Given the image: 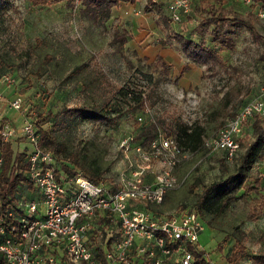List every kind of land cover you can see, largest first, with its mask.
Returning a JSON list of instances; mask_svg holds the SVG:
<instances>
[{
	"label": "rangeland",
	"instance_id": "1",
	"mask_svg": "<svg viewBox=\"0 0 264 264\" xmlns=\"http://www.w3.org/2000/svg\"><path fill=\"white\" fill-rule=\"evenodd\" d=\"M145 3L146 0L122 1L112 7L107 17L95 20L80 9L82 5L78 2L69 4L66 0H58L39 5L28 0H12L0 18V70L14 77L12 84L2 83L4 98L19 92L23 96V106L18 111L5 105L1 112H8L19 123L24 116L36 121L38 112L46 113L62 104H112L117 99L118 88L124 84L150 92L141 111L131 113L123 106L111 124L71 120L63 133L70 148L87 160L97 161L111 180L124 164L125 151L120 146L124 137L129 138L128 155L136 156L138 140L133 119L139 113L148 119L145 107L156 119L198 120L205 126L204 137L213 135L222 126L220 120L225 123L236 111L223 118L222 105L227 94L230 102L238 106L250 97L264 77V21L251 13L250 5L239 0L222 2L225 9L237 10L245 16L249 13L254 31L243 25L232 34L233 46L214 44L223 64L217 65L212 73L190 61V68L175 81L174 77L189 58L170 43H160L158 38L176 30L194 39L201 36L208 39V32H200L198 27L210 4L193 9L179 21H171L164 8L162 12L145 11ZM124 29L126 40L121 42L117 34ZM156 52L171 63L167 74L154 68ZM145 74H150L152 79H147ZM151 100H155L153 104L149 103ZM251 134L249 125H244L243 143ZM16 139L19 141L20 137ZM223 155L222 150H209L205 146L188 152L175 167L176 185L167 191L160 204H150L151 209L161 213L191 209L200 185L191 191L190 184L197 179L209 182L223 171L224 163L228 169L233 167L234 161H227ZM261 165L262 161L257 159L253 170L262 174L259 190L264 192V167ZM27 194L25 198L32 195L28 191ZM253 196H257L254 190L236 199L224 213L207 215L212 226L203 219L199 245L214 264H227L225 254L233 245L234 237L241 233L248 254L239 259L258 264L253 255L264 253V208L257 217H247ZM227 232L231 235L224 241Z\"/></svg>",
	"mask_w": 264,
	"mask_h": 264
},
{
	"label": "built area",
	"instance_id": "2",
	"mask_svg": "<svg viewBox=\"0 0 264 264\" xmlns=\"http://www.w3.org/2000/svg\"><path fill=\"white\" fill-rule=\"evenodd\" d=\"M239 1L254 4V0ZM146 2L161 5L171 21H179L202 0ZM254 6L255 14L264 21V6ZM13 81L9 72L0 74V83L10 85ZM0 101L18 111L23 106L19 92L4 98L0 89ZM148 112L145 107L148 119L142 113L137 119L155 121ZM256 113H264V77L235 113L213 135L204 137V146L222 150L225 158L232 161L240 146L238 138L244 122ZM17 134L30 146L28 174L40 195L24 203L17 231H8L0 215V254L4 264H193V254L186 243L199 244L204 220L192 209L156 213L149 207L160 204L165 192L176 185L175 167L189 152L163 126L156 123L146 144L135 143L136 156L127 153L128 137L120 141L125 160L110 181H93L81 172L58 180L52 152L39 146L34 119L24 116L20 127L9 119H0L2 140ZM2 162L0 152V169ZM98 243L99 253L95 248ZM210 264L214 263L210 260ZM227 264L248 263L238 259Z\"/></svg>",
	"mask_w": 264,
	"mask_h": 264
},
{
	"label": "trees",
	"instance_id": "3",
	"mask_svg": "<svg viewBox=\"0 0 264 264\" xmlns=\"http://www.w3.org/2000/svg\"><path fill=\"white\" fill-rule=\"evenodd\" d=\"M28 1L33 4L48 5L58 0ZM122 1L134 2L135 0H66L69 4L80 3L82 5L80 9L85 12L88 17L95 20L107 17L112 7L120 4ZM224 1L225 0H202V2L194 8V10L197 8L202 9L203 7L205 8L208 2L210 4V8H208L209 13L207 12L199 21L198 27V29L200 28V32H208V39H205L204 36L194 39L176 30L168 32L164 38H158L160 43H170L169 45L179 48L189 58L174 77L175 81H178L183 72L190 68V61L202 65L204 69L212 73L217 65L223 64V59L220 53L215 49L214 44L227 47L233 46L234 41L232 34L237 28L243 25L249 28V30L254 31L253 25L248 19L249 13L245 16L237 10H231L230 8L225 9L222 5ZM11 4L12 0H0V18H2ZM254 4L264 6V0H254ZM254 4L249 6L253 11L251 12L252 14H255ZM143 9L145 11L155 9L158 12H162L163 7L159 4H152L149 2L145 3ZM125 32L124 29L117 34L121 42L126 40ZM208 40H211L210 42L213 44H210ZM1 62L0 60V64ZM153 63L154 68L162 74H167L172 67L171 63L164 60L160 52L155 53ZM1 73L0 70V74ZM145 77L149 80L152 79L150 74H145ZM135 87V85L124 84L118 88L117 99L112 102V104L111 102L104 105H99L95 102L80 103L71 106L62 104L53 110H48L46 113H37L34 123L39 132V146L42 149L52 152L54 156L55 175L58 180L64 181L69 175H73L77 172L83 173L93 181L107 180L108 178L110 180L112 179V177L104 173L105 169L97 161L92 159L87 160L84 155L80 156L76 150L70 148L63 133L69 128L68 123L71 120L111 124L116 120L123 106L130 109L131 113L137 110L141 111L145 101L150 98L151 93L144 92V90ZM246 100L247 98L237 106V104L235 105L230 102L231 100L227 94L222 105L224 108L223 118L225 119V117L231 115L234 110H237ZM154 101L155 100H151L149 103L153 104ZM220 121L223 125V120ZM46 122L47 124L44 125ZM156 123L172 133L177 143L184 150L189 152L196 151L204 146L205 126L198 120L187 122L178 118L169 121L164 118H155V121H139L137 118H134L133 124L137 129L135 137L138 142L141 144L147 143L155 132ZM247 124L252 134L250 139L245 143H243L241 136H239V149L241 148V150H237L232 160L234 161L233 167L228 169L226 163H224L222 164L223 171L209 182H202L197 179V182H192L189 186V189L194 191L195 187L200 185V189L196 191V198L193 201L191 209L195 210L200 217L211 226L212 221L210 218L206 219L207 215L216 216L224 213L236 199L245 197L246 194L252 190L257 193V196H253L254 202L247 211V217L255 218L263 211L264 192L259 190L262 174L258 172V170H253V165L257 159L264 157V113L252 115L245 120L244 125ZM29 151L30 146L28 143L21 149H15L12 147L10 139L2 140L0 138V152L3 156L0 169V215L8 231H17L21 228V222L18 218L24 212V203L31 198H39L38 189L28 174ZM112 188H114V185H112ZM27 191L31 192L32 195L30 194L29 197L25 198L24 195H28ZM166 195L167 192H165L163 200L166 198ZM149 206L151 207L150 204ZM153 210L156 213H161L156 209ZM12 225L15 226L13 230L11 229ZM230 235L231 233L227 232L223 236V240H228ZM240 235H243V233ZM240 235L234 237L233 245L225 254L227 263L238 260L248 254V250L242 241L243 237ZM110 239L111 238L107 240V243ZM186 244L193 254V264H210L205 250L197 242L188 241ZM95 248L97 251L99 250V253L101 244H96ZM253 258L258 264H264V253L254 254ZM0 264H4L1 254ZM141 264H148V262Z\"/></svg>",
	"mask_w": 264,
	"mask_h": 264
},
{
	"label": "crops",
	"instance_id": "4",
	"mask_svg": "<svg viewBox=\"0 0 264 264\" xmlns=\"http://www.w3.org/2000/svg\"><path fill=\"white\" fill-rule=\"evenodd\" d=\"M0 89L2 91L4 90L2 88V83H0ZM0 103H1V105H0V119H9L13 124H15V126H17V127L20 126L22 122L19 123V121L17 119L13 118V116L11 114H9L8 112H1L4 109V106L7 105V104L4 101H0ZM17 136L20 137L19 141H17V139H16ZM10 141H11L12 147L15 148V149H21L27 143L25 138L21 134H17L15 136H13L12 138H10ZM260 160L262 161V165L261 166L264 167V157L261 158Z\"/></svg>",
	"mask_w": 264,
	"mask_h": 264
}]
</instances>
